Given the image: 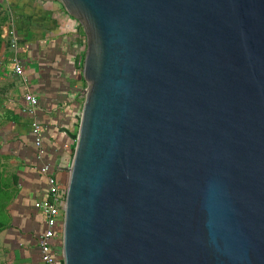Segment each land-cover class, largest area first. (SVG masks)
Returning a JSON list of instances; mask_svg holds the SVG:
<instances>
[{
  "label": "water",
  "instance_id": "water-1",
  "mask_svg": "<svg viewBox=\"0 0 264 264\" xmlns=\"http://www.w3.org/2000/svg\"><path fill=\"white\" fill-rule=\"evenodd\" d=\"M87 37L63 264H264V0H59Z\"/></svg>",
  "mask_w": 264,
  "mask_h": 264
},
{
  "label": "crops",
  "instance_id": "crops-1",
  "mask_svg": "<svg viewBox=\"0 0 264 264\" xmlns=\"http://www.w3.org/2000/svg\"><path fill=\"white\" fill-rule=\"evenodd\" d=\"M0 8L13 17L17 56L29 78L22 84L12 64L9 96L14 102L11 119L0 126V155L15 167V194L8 206L9 224L0 231V264H42L38 235L45 230V220L33 206L46 197L47 183L39 174L31 125L33 121L42 125L49 161L57 165L72 160L88 87L83 76L87 37L59 0H0ZM26 94L39 99L35 116L23 111ZM56 176L68 178L63 168Z\"/></svg>",
  "mask_w": 264,
  "mask_h": 264
},
{
  "label": "built area",
  "instance_id": "built-area-1",
  "mask_svg": "<svg viewBox=\"0 0 264 264\" xmlns=\"http://www.w3.org/2000/svg\"><path fill=\"white\" fill-rule=\"evenodd\" d=\"M5 38L10 49L16 53L13 59V72L22 84H27L24 65L18 58L19 37L13 25L6 31ZM26 105L23 111L32 116L37 115L39 110V99L32 94L25 95ZM34 137L36 159L39 163V174L45 178L47 183V195L45 198L35 201L34 210L44 216L45 230L38 235V247L42 264H63L64 257L56 250V245L62 246L63 228L68 194V181L70 176L71 161H63L62 164L53 163L47 158V149L44 142V130L42 125L33 121L31 125ZM63 168L67 174V181H62L56 176V171Z\"/></svg>",
  "mask_w": 264,
  "mask_h": 264
},
{
  "label": "rangeland",
  "instance_id": "rangeland-1",
  "mask_svg": "<svg viewBox=\"0 0 264 264\" xmlns=\"http://www.w3.org/2000/svg\"><path fill=\"white\" fill-rule=\"evenodd\" d=\"M13 21L10 12L0 8V126H5L12 116L13 100L9 96V89L14 85L10 74L16 53L10 49L5 35ZM14 168L10 158L0 155V231L9 224L8 206L15 194L12 174Z\"/></svg>",
  "mask_w": 264,
  "mask_h": 264
},
{
  "label": "trees",
  "instance_id": "trees-1",
  "mask_svg": "<svg viewBox=\"0 0 264 264\" xmlns=\"http://www.w3.org/2000/svg\"><path fill=\"white\" fill-rule=\"evenodd\" d=\"M1 226H2V225H1ZM1 226H0V229L2 228Z\"/></svg>",
  "mask_w": 264,
  "mask_h": 264
}]
</instances>
